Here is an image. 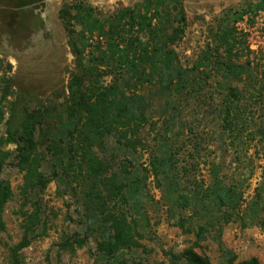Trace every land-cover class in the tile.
<instances>
[{"label":"rangeland","instance_id":"rangeland-1","mask_svg":"<svg viewBox=\"0 0 264 264\" xmlns=\"http://www.w3.org/2000/svg\"><path fill=\"white\" fill-rule=\"evenodd\" d=\"M170 1L0 0V108L4 113L0 139L7 141L0 143V151L12 154L0 174L11 187L4 207L6 229L0 232V264H13L12 250L23 239L24 221L37 208L41 211L37 238L19 253L20 264H183L174 257L190 248L212 264H226L223 250L231 253L236 264L252 259L264 264V211L255 219L248 213L258 196L264 197V0ZM178 6L184 9L187 23L183 34L171 42L178 27ZM62 9L76 17L70 34L60 19ZM129 11L133 17H146L147 22L138 17L131 29ZM112 28L120 36L113 41L119 48L116 54L109 37ZM153 31L159 33L156 40ZM97 35L104 37V43L91 44ZM70 41L77 43L84 62L105 55V64L110 66L100 68L108 74L102 80L104 85L117 82L150 104L149 114L157 126H147L141 134L147 150L140 148L135 156L139 169L148 164L149 153L159 142L164 121L161 111L170 98L160 85V67L169 58L157 59L154 64L153 50L166 45L176 65L189 70L199 94L180 99V115L172 121L170 134L179 139L174 141L182 165L190 171L189 177L184 176L185 187L195 179L208 184L213 161L224 158L231 162L226 169L227 183L238 186L242 210L222 233L210 230L202 241L185 234L178 223L186 213L171 204L161 179L143 173L147 176L143 210L137 213L131 207L129 212L130 219L138 223L140 246L121 250L114 257L99 255L94 240L78 247L75 243L85 241L86 233L81 210L55 175V159L47 151L48 137L39 126L34 141L41 170L51 182L42 192L37 189L24 195L25 172L17 166L14 140L25 137L23 127L30 116L56 123L52 137L61 136L60 122L66 118L63 113L76 69ZM132 42L150 46V55L135 46L128 52L126 44L129 47ZM229 89L242 96L241 105L250 122L234 135L239 138L235 144L223 134L219 116L220 100L229 95ZM179 133L183 135L177 136ZM72 243L75 247L64 246Z\"/></svg>","mask_w":264,"mask_h":264},{"label":"trees","instance_id":"trees-1","mask_svg":"<svg viewBox=\"0 0 264 264\" xmlns=\"http://www.w3.org/2000/svg\"><path fill=\"white\" fill-rule=\"evenodd\" d=\"M177 8L180 14L176 21L178 27L173 31L171 42L183 34L187 23L184 9L180 6ZM129 14L131 29L139 22V18L143 23L147 22L146 17L138 15L133 17V11H129ZM60 19L64 22L65 30L70 34L71 24L76 17H73L69 9H62ZM153 33L156 40L159 33L157 31ZM109 35L111 49H114L112 53L116 54L119 48L114 46L116 41H113L120 39L119 33L112 28ZM139 44L140 46H137L132 42L129 47L126 44L128 52L134 49L130 47L135 46L149 56L150 46ZM70 46L76 59V69L71 77L68 104L63 113L66 118L60 122L61 136L56 134L52 137L56 123L48 121V118L36 121L37 117L30 116L27 117L23 127L25 137L14 140L19 159L17 166L25 172V183L22 188L24 195L28 196L37 189L42 192L51 182L41 170L42 161L34 141L39 126L41 132L48 137L47 151L55 159L54 168L57 169L55 175L71 191V199H74L75 205L81 210V226L85 228L86 233L85 241L75 243L78 247L84 246L86 240H94L99 255L114 257L121 250L140 246L138 223L130 219L129 212L131 207L137 213L143 210L142 202L145 199L144 189L147 181V176L143 173L151 174L157 180L161 179L171 204L186 213V216L190 215L183 216L178 223L185 234H194L197 241H202L211 232L210 230L222 233L224 226L229 224L234 216H240L242 210L243 195L239 193L236 184L227 183L226 169L231 162L227 163L224 158L213 161L208 184L206 181L195 179L188 185L189 187H185L184 176L189 177L190 171L182 165L181 152L174 141L179 139L175 137L176 135H173V139L170 134L172 121L177 120L180 115L181 106L178 104L180 99L199 94L194 83L195 79H192L189 70L176 65L174 54L167 53L166 45L165 49L153 50L154 64L157 63V59L169 58V62L165 61L160 67V74L163 75L160 85L170 98L161 111V118L164 121L159 142L149 153L148 164L143 165V169H139L135 156L140 148L147 150L141 134L147 126L151 128L157 126L149 114L150 104L143 98L129 94L127 89L117 82L103 84L102 80L108 74L101 73L100 68L110 66L108 63L105 64V55L100 59L98 57L84 62L77 43L70 41ZM127 64L132 66V63ZM131 69L133 71L132 67ZM134 69L139 68L135 66ZM176 91L180 94L178 99H176L178 95ZM256 95L259 97L261 93L257 92ZM241 102L242 96L235 89H229V95L226 94L220 100L221 130L234 144L239 140L234 135H239L241 130L250 126ZM45 116L43 114V118H46ZM3 117L4 113L0 108V124ZM182 135L179 133L177 136ZM5 141L0 139V143ZM11 156L10 152L0 151V174L8 165ZM10 196L9 182L0 179V232L6 229L4 207ZM263 211L264 197L258 196L248 213H252V218L255 219ZM40 215L41 211L37 208L24 221L23 239L12 250L13 264H20L19 253L37 238L36 230L41 223ZM64 246L75 247L74 243ZM222 253L223 258L227 260L226 264H236L229 251L223 250ZM174 259L184 262L183 264H212L194 248L187 249ZM237 264L259 263L256 259H252Z\"/></svg>","mask_w":264,"mask_h":264},{"label":"built area","instance_id":"built-area-1","mask_svg":"<svg viewBox=\"0 0 264 264\" xmlns=\"http://www.w3.org/2000/svg\"><path fill=\"white\" fill-rule=\"evenodd\" d=\"M97 41L104 43L105 40H104V37L102 35H97L93 39H91L89 42L91 44H93L94 42H97Z\"/></svg>","mask_w":264,"mask_h":264}]
</instances>
